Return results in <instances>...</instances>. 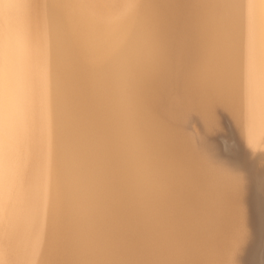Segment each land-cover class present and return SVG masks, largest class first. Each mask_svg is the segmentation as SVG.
<instances>
[{
	"label": "bare ground",
	"instance_id": "obj_1",
	"mask_svg": "<svg viewBox=\"0 0 264 264\" xmlns=\"http://www.w3.org/2000/svg\"><path fill=\"white\" fill-rule=\"evenodd\" d=\"M160 2L0 0V264H264V6Z\"/></svg>",
	"mask_w": 264,
	"mask_h": 264
},
{
	"label": "rangeland",
	"instance_id": "obj_2",
	"mask_svg": "<svg viewBox=\"0 0 264 264\" xmlns=\"http://www.w3.org/2000/svg\"><path fill=\"white\" fill-rule=\"evenodd\" d=\"M160 3H163L164 0H160ZM178 2V1H177ZM179 2L183 3H187V0H179ZM173 95H182V91L180 90H173ZM188 111L185 115V117L187 118V126L189 128H191L194 132L198 133L200 132V124H199V114L195 111V108H187ZM218 119V118H217ZM226 120L220 116L219 120H218V126L221 129V134L223 131H225L227 128L223 127V122H225ZM225 129V130H224ZM218 131L217 134L220 132ZM220 134V135H221ZM219 136V135H218ZM210 144L212 143L213 148L217 147V143L213 142V141H208ZM243 151V150H242ZM213 155L215 154L217 156V154L219 153L218 151L214 150L213 151ZM220 154V153H219ZM243 159V162L241 164L238 163V169H239V174L240 177L243 178L246 183H250L253 185H255V188L258 186V184L260 183V179H261V175L259 173V169H261V172L263 173L264 171V164L260 165L259 163H264V159H261L260 157H254V159L252 158V160L250 161L248 156L245 155ZM256 233V232H255ZM238 264V263H237ZM239 264H248L246 262H241Z\"/></svg>",
	"mask_w": 264,
	"mask_h": 264
},
{
	"label": "snow or ice",
	"instance_id": "obj_3",
	"mask_svg": "<svg viewBox=\"0 0 264 264\" xmlns=\"http://www.w3.org/2000/svg\"><path fill=\"white\" fill-rule=\"evenodd\" d=\"M98 4L101 6H117L121 0H97ZM247 5L250 8H255L257 5L264 6V0H246ZM155 181V176L153 174L152 166L150 163L145 164L142 175V183L145 191H150L153 183ZM225 255L227 253L225 252ZM78 264H180L176 261H130V260H94L78 262ZM215 264H229L227 259L215 262Z\"/></svg>",
	"mask_w": 264,
	"mask_h": 264
},
{
	"label": "water",
	"instance_id": "obj_4",
	"mask_svg": "<svg viewBox=\"0 0 264 264\" xmlns=\"http://www.w3.org/2000/svg\"><path fill=\"white\" fill-rule=\"evenodd\" d=\"M263 246L261 247L260 253H261V259H264V240H263Z\"/></svg>",
	"mask_w": 264,
	"mask_h": 264
}]
</instances>
